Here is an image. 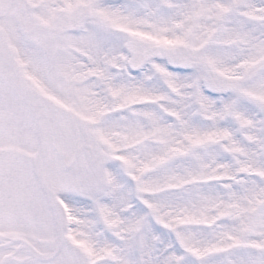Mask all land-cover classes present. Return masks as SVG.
I'll return each instance as SVG.
<instances>
[{
  "label": "snow or ice",
  "instance_id": "1",
  "mask_svg": "<svg viewBox=\"0 0 264 264\" xmlns=\"http://www.w3.org/2000/svg\"><path fill=\"white\" fill-rule=\"evenodd\" d=\"M0 264H264V0H0Z\"/></svg>",
  "mask_w": 264,
  "mask_h": 264
}]
</instances>
